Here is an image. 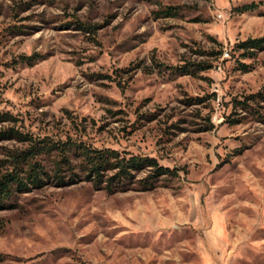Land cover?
I'll list each match as a JSON object with an SVG mask.
<instances>
[{
    "label": "rangeland",
    "instance_id": "rangeland-1",
    "mask_svg": "<svg viewBox=\"0 0 264 264\" xmlns=\"http://www.w3.org/2000/svg\"><path fill=\"white\" fill-rule=\"evenodd\" d=\"M167 6L177 14L158 13ZM262 36L264 0H0V112L16 118L0 129L179 174L147 190L143 170L113 192L86 180L15 191L0 209V264H264V120L235 104L264 85V46L237 44ZM24 147L0 136V174Z\"/></svg>",
    "mask_w": 264,
    "mask_h": 264
},
{
    "label": "trees",
    "instance_id": "trees-1",
    "mask_svg": "<svg viewBox=\"0 0 264 264\" xmlns=\"http://www.w3.org/2000/svg\"><path fill=\"white\" fill-rule=\"evenodd\" d=\"M256 4H245L243 11H250ZM177 8L167 6L158 13L163 16H175ZM81 29L95 32L96 27L83 22L77 24ZM264 46V36L248 38L237 44V47L249 51ZM40 57L39 53L22 55L20 60L31 63ZM156 67L170 69L179 75H194L205 69L201 63L182 64L180 66H165L155 62ZM120 85V84H118ZM236 105L252 110L259 119L264 120V85L257 92L236 100ZM14 122L16 118L9 112H0L1 122ZM233 121V120H232ZM207 129H212L210 124ZM15 123V122H14ZM0 136L15 139L25 144L10 154L9 167L0 174V209L14 204L13 193L26 192L31 188L41 187L50 182L65 184L80 180L90 181L95 187L108 192L127 189L128 184L135 178V173L148 170V174L141 181V188L152 189L154 181L161 176L177 177L178 169L164 166L155 157L127 154L114 148H94L83 141L67 136L64 140H53L48 136H34L12 125L0 129ZM43 154L52 155V165L48 168L37 158ZM0 254V260H1Z\"/></svg>",
    "mask_w": 264,
    "mask_h": 264
},
{
    "label": "crops",
    "instance_id": "crops-1",
    "mask_svg": "<svg viewBox=\"0 0 264 264\" xmlns=\"http://www.w3.org/2000/svg\"><path fill=\"white\" fill-rule=\"evenodd\" d=\"M205 264H210V262L209 261H206V263Z\"/></svg>",
    "mask_w": 264,
    "mask_h": 264
}]
</instances>
